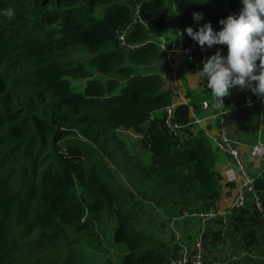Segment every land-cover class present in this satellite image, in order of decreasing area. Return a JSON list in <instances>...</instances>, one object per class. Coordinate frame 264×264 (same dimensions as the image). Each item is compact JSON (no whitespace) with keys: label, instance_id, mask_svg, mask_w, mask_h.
Wrapping results in <instances>:
<instances>
[{"label":"trees","instance_id":"16d2710c","mask_svg":"<svg viewBox=\"0 0 264 264\" xmlns=\"http://www.w3.org/2000/svg\"><path fill=\"white\" fill-rule=\"evenodd\" d=\"M137 3L146 25L128 39L145 46L126 52L117 36ZM241 8L240 0H0V264H86L80 245L98 250L105 213L126 244L123 264H170L142 204L167 214L210 208L220 188L211 148L164 128L173 102L163 76L146 72L161 55L150 40L173 29L195 43L187 27L219 30ZM190 114L176 108L188 133ZM120 131L142 136L149 165ZM255 186L262 195L263 180Z\"/></svg>","mask_w":264,"mask_h":264},{"label":"crops","instance_id":"0c3cea01","mask_svg":"<svg viewBox=\"0 0 264 264\" xmlns=\"http://www.w3.org/2000/svg\"><path fill=\"white\" fill-rule=\"evenodd\" d=\"M170 32L175 31L171 29ZM147 68V73L163 76L165 90L171 94L173 105L190 107L191 127L185 137L202 140L214 152L213 172L220 188V198L210 208L198 204L167 214L147 203L154 214V219L148 221L156 243L164 246L170 259L201 245L208 264H264V226L254 216L251 198L244 213L233 212L238 184L229 183L226 173L234 168V162L215 141L222 129L228 130L250 175L264 182V158H254L250 153L256 143H264V97H258L250 89L233 88L230 95L223 98V108L218 109L214 106L211 90L198 74L201 69L181 54L160 55ZM206 102L208 107L203 106ZM145 156L149 165L150 152ZM211 212L215 215H210ZM227 212L231 215L227 216Z\"/></svg>","mask_w":264,"mask_h":264},{"label":"clouds","instance_id":"9594fccd","mask_svg":"<svg viewBox=\"0 0 264 264\" xmlns=\"http://www.w3.org/2000/svg\"><path fill=\"white\" fill-rule=\"evenodd\" d=\"M240 2V12L220 19L219 30H214L211 22L184 30L201 47L227 46L226 55L217 51L209 56L198 73L211 90L218 109L223 108V98L233 88L250 89L258 97H264V0ZM3 15L11 17L13 12L9 9ZM192 19L199 25L203 15L194 12Z\"/></svg>","mask_w":264,"mask_h":264},{"label":"built area","instance_id":"2783aa9c","mask_svg":"<svg viewBox=\"0 0 264 264\" xmlns=\"http://www.w3.org/2000/svg\"><path fill=\"white\" fill-rule=\"evenodd\" d=\"M141 4L137 3L133 9V22L125 29L121 30L117 36V43L119 48L125 50L126 52H135L141 50L145 44L132 43L128 39L129 32L140 23L146 25L140 16ZM157 44L161 55H174L181 54L186 57L191 63L196 64L199 69H202L203 63L205 60L215 54L217 51H220L222 54H227V46L214 45L212 48L207 46L201 47L197 43H191L185 45L183 43L182 34L178 31L177 37L168 38V37H159L154 40H150ZM203 106L208 107L209 104L206 102ZM231 107H234V104L231 103ZM176 105H171L164 110V128L167 132L180 139L185 137V128L186 126L178 122L176 115ZM222 114V113H220ZM223 124L221 125V127ZM131 137L135 139H141L142 136L134 132L124 131ZM218 148L226 153H229L234 162V168H231L227 171L226 176L229 183L238 184L237 189V198L233 205V212L243 211L248 203L249 198L252 199L253 210L255 213V218L259 219L261 224L264 226V199L256 190V179L253 178L248 170V167L243 162L240 151L233 145L231 136L226 129H222L219 136L215 139ZM251 155L254 158L263 159L264 158V143H256L251 149ZM248 193V194H247ZM205 214V213H204ZM187 215V213H183ZM214 216V212H211ZM231 215L227 212V216ZM196 216V215H195ZM170 264H208L205 256L202 251L201 245H197L196 248L192 251H188L180 256H175L170 259Z\"/></svg>","mask_w":264,"mask_h":264},{"label":"rangeland","instance_id":"374dc122","mask_svg":"<svg viewBox=\"0 0 264 264\" xmlns=\"http://www.w3.org/2000/svg\"><path fill=\"white\" fill-rule=\"evenodd\" d=\"M167 18L171 20L170 12L168 13ZM164 37L175 38L177 37V33L168 32ZM73 84L75 86H79L81 84L84 85L85 81H78L74 82ZM118 134L120 137V141H123L125 143V146L129 150V152L146 163L147 156H145V153L147 152V150L144 148L141 140L131 137L124 131H120L118 132ZM119 178L120 180H124L123 176ZM142 208L146 220L154 217V214L149 210V205L147 203H143ZM157 210L160 209L157 208ZM116 228L117 223L115 217H110L105 213L102 221L100 222L98 231L101 238V243L98 247V250L93 249V245H89L87 243H82L80 245V248L84 254L83 260H85L86 264H123V259L127 252V247L125 243H119L115 240L114 233ZM75 261H78V256L77 258H75ZM60 264H62V262Z\"/></svg>","mask_w":264,"mask_h":264}]
</instances>
